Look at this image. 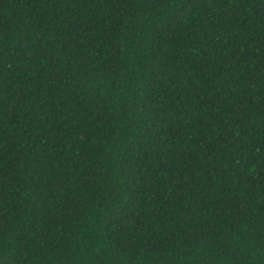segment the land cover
<instances>
[{"label":"trees","instance_id":"trees-1","mask_svg":"<svg viewBox=\"0 0 264 264\" xmlns=\"http://www.w3.org/2000/svg\"><path fill=\"white\" fill-rule=\"evenodd\" d=\"M0 264H264V0H0Z\"/></svg>","mask_w":264,"mask_h":264}]
</instances>
